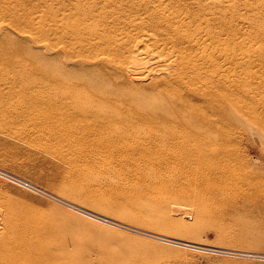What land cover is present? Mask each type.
<instances>
[{
    "label": "bare ground",
    "instance_id": "bare-ground-1",
    "mask_svg": "<svg viewBox=\"0 0 264 264\" xmlns=\"http://www.w3.org/2000/svg\"><path fill=\"white\" fill-rule=\"evenodd\" d=\"M43 2L45 21L26 12L25 0L15 1L21 14L0 8V22L7 16L11 28L44 38L51 52L44 72L0 51L5 116L54 138L74 137L93 152L119 151L127 161L179 173H169L174 180L232 189L257 181L237 152L251 134L264 148V0ZM68 62L79 74L66 70ZM18 178L90 219L146 232ZM65 190L89 203L111 201L72 180ZM48 248L8 226L0 264H67Z\"/></svg>",
    "mask_w": 264,
    "mask_h": 264
},
{
    "label": "rangeland",
    "instance_id": "rangeland-1",
    "mask_svg": "<svg viewBox=\"0 0 264 264\" xmlns=\"http://www.w3.org/2000/svg\"><path fill=\"white\" fill-rule=\"evenodd\" d=\"M15 1L0 0V8L17 13ZM25 2L27 13L45 21L43 0ZM10 21L6 16L0 22V51L6 49L45 72L51 52L44 38L23 36ZM74 64L68 62L66 70L79 74L81 67ZM5 109L0 105V173L12 179L0 174V233L8 226L24 231L67 264H264V148L256 135H249L237 153L257 181L237 189L205 187L174 180L179 173L163 167L127 161L125 155H117L119 151L108 155L83 147L74 137L54 138L23 119L5 116ZM18 177L49 195L146 232L90 219L31 191ZM68 180L110 198V204L89 203L69 194Z\"/></svg>",
    "mask_w": 264,
    "mask_h": 264
}]
</instances>
